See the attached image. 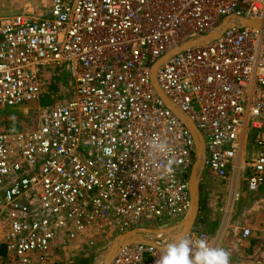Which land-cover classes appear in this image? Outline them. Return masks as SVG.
I'll use <instances>...</instances> for the list:
<instances>
[{
	"label": "built area",
	"instance_id": "obj_1",
	"mask_svg": "<svg viewBox=\"0 0 264 264\" xmlns=\"http://www.w3.org/2000/svg\"><path fill=\"white\" fill-rule=\"evenodd\" d=\"M43 1L40 16L0 15V109L37 101L50 69L66 72L71 87L64 101L38 108L34 125L0 126L8 258L47 264L97 227L177 225L190 206L196 143L174 110L203 140L200 177L228 183L242 168L249 192L264 187V0ZM189 41L200 43L152 77ZM249 132L257 153L246 158ZM155 137L166 153L151 154ZM183 237L219 247L197 221ZM148 239L154 245H124L108 264H159L175 241Z\"/></svg>",
	"mask_w": 264,
	"mask_h": 264
},
{
	"label": "rangeland",
	"instance_id": "obj_2",
	"mask_svg": "<svg viewBox=\"0 0 264 264\" xmlns=\"http://www.w3.org/2000/svg\"><path fill=\"white\" fill-rule=\"evenodd\" d=\"M44 2L45 1L41 2V0H0V15L2 17H8L14 14L27 12L33 16H40L47 8V4ZM45 79L46 88L43 87L41 89L40 96L37 101L15 107H3L0 109V126L4 128V130L9 128H28L36 123L39 107L54 104L67 99L70 94L71 87L69 84V76L66 72L60 71L58 68L50 69L46 73ZM261 134L264 133H260V135ZM244 146L246 158L257 153V149L253 142L252 132H249V135H246ZM243 172L242 168L238 169L235 172V176L228 183L224 182L222 179L209 176L206 172H204L203 182L199 181V205L203 208L201 195L208 196V194H211L212 197L215 198L214 200H217L214 201L215 205L224 208L223 219L225 218L228 220L232 214V205L236 202L235 192L238 188H240L238 189L239 191H243L245 186V175ZM263 188L264 187H262L261 190ZM245 192L244 201L247 197L250 198L249 201H252L257 197L261 198L264 195V193L260 192V189L253 194L248 193L246 190ZM168 225L170 224H144L139 228L163 229ZM121 234L122 233L118 228H94L93 230H90L87 235L83 237L80 236L76 239V241H73L67 246L61 248L60 251L55 253L53 252L51 257H49L47 264H56V262H59V264H65L66 261H70L72 259L80 260L81 262L79 261V263L82 264H102L106 251L112 245L113 241ZM146 236L147 238L152 237L150 234ZM70 246H72L71 253H64L65 248ZM222 248L228 253L229 251H232V248L230 247L223 246ZM8 262H10V264L17 263L10 258H8ZM229 264L231 263L229 262Z\"/></svg>",
	"mask_w": 264,
	"mask_h": 264
},
{
	"label": "crops",
	"instance_id": "obj_3",
	"mask_svg": "<svg viewBox=\"0 0 264 264\" xmlns=\"http://www.w3.org/2000/svg\"><path fill=\"white\" fill-rule=\"evenodd\" d=\"M203 176L204 172H202L200 182H203ZM238 189L235 192L236 202L232 205V214L228 220L223 219L224 208L215 205L214 201L217 200H214L215 198L211 194L201 195L204 209L199 205L197 224H200L211 234H216L219 247L232 248V251H229L231 264H264V195L252 201H249L250 198L247 197L244 201L245 190L252 194L254 192H249L245 186L243 191ZM260 192L264 193V188L260 189ZM245 230L247 235H243ZM3 235L0 224V264H10L4 251ZM71 248L72 246L65 248L64 253H71ZM79 261L72 259L64 263L82 264Z\"/></svg>",
	"mask_w": 264,
	"mask_h": 264
},
{
	"label": "water",
	"instance_id": "obj_4",
	"mask_svg": "<svg viewBox=\"0 0 264 264\" xmlns=\"http://www.w3.org/2000/svg\"><path fill=\"white\" fill-rule=\"evenodd\" d=\"M241 24L246 27H259L262 25L261 22L251 21L246 19H242ZM217 35L218 33L209 37H205L204 39L216 37ZM200 41L186 42L177 49H174L171 52H169L164 58H162L157 64L154 65L152 77H154V71L156 67L160 65L165 60V58L178 51L185 50L188 47L198 44L200 43ZM157 91L161 96V98L164 99L158 88ZM164 101L166 102V104H168L165 99ZM168 105L171 107L170 104ZM174 112L181 116L187 128L191 131L196 143L195 160L189 177L190 206L187 211V214L177 225L173 227H168L163 229L135 228L122 233L113 241L112 245L106 251L102 264H108L110 260L113 258V256L120 249V247L124 245L132 244V243H145V244L154 245V242L147 238L146 235L148 234L152 236L158 234H166L167 236L171 237L173 240H177V238L184 236L190 230V228L193 226L196 220L198 214V205H199V179L202 170L201 159L204 153V143L200 134L194 127V125L191 122H189L186 118H184L180 113H178V111L174 110Z\"/></svg>",
	"mask_w": 264,
	"mask_h": 264
},
{
	"label": "clouds",
	"instance_id": "obj_5",
	"mask_svg": "<svg viewBox=\"0 0 264 264\" xmlns=\"http://www.w3.org/2000/svg\"><path fill=\"white\" fill-rule=\"evenodd\" d=\"M150 148L152 155L168 151L167 143L159 137L150 142ZM173 163L172 159L167 161L166 171L171 170ZM159 264H229V253L221 247H210L203 240L194 242L182 236L164 248Z\"/></svg>",
	"mask_w": 264,
	"mask_h": 264
},
{
	"label": "trees",
	"instance_id": "obj_6",
	"mask_svg": "<svg viewBox=\"0 0 264 264\" xmlns=\"http://www.w3.org/2000/svg\"><path fill=\"white\" fill-rule=\"evenodd\" d=\"M5 251V250H4ZM6 253V252H5Z\"/></svg>",
	"mask_w": 264,
	"mask_h": 264
}]
</instances>
